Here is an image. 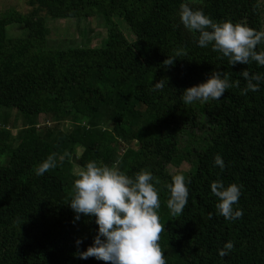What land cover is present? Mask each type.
<instances>
[{"label":"trees","instance_id":"16d2710c","mask_svg":"<svg viewBox=\"0 0 264 264\" xmlns=\"http://www.w3.org/2000/svg\"><path fill=\"white\" fill-rule=\"evenodd\" d=\"M202 8L214 20L264 27L260 0H29L31 9L0 15V115L16 113L23 125L16 134L0 119V264H111L81 259L78 250L93 243L94 217L75 221L71 208L73 166L89 161L119 167L134 175L148 169L159 183L160 245L167 264H264V83L241 94L242 71L264 73L255 61L231 65L211 44L201 47L180 21V5ZM135 33L131 41L115 17ZM94 18L106 28L98 46L51 41L50 19ZM25 27L11 35L8 26ZM264 45H258V50ZM186 56L164 65L177 49ZM213 70L229 75L232 87L219 100L183 101V91L206 80ZM165 82L163 89L154 83ZM211 123L206 126L202 117ZM41 118L43 121H41ZM68 123L70 131L63 128ZM111 125V126H109ZM208 129V130H207ZM198 144L180 148V135ZM134 143V145H132ZM82 148L81 154L78 148ZM55 153L57 166L44 175L35 167ZM220 153L226 167L214 162ZM188 159L190 195L183 212L167 207V166ZM74 160V161H73ZM242 185L234 221L217 213L211 182ZM77 238L83 243L77 245ZM235 248L219 254L225 242Z\"/></svg>","mask_w":264,"mask_h":264},{"label":"clouds","instance_id":"9594fccd","mask_svg":"<svg viewBox=\"0 0 264 264\" xmlns=\"http://www.w3.org/2000/svg\"><path fill=\"white\" fill-rule=\"evenodd\" d=\"M179 17L186 29L193 33L201 47L209 44L226 56L231 65L237 62L250 64L255 61L264 67V27L254 28L246 23L232 20L217 21L202 8H193L190 3L180 5ZM186 56L184 49H177L175 55L168 57L164 65H174L177 57ZM246 86L241 94L260 90L264 83V73H252L247 68L242 71ZM240 88V81L235 83L229 75L220 70H213L209 77L187 87L182 95L186 104L219 100L226 90ZM165 82L161 79L154 83L155 89H163ZM214 162L221 169L226 162L217 153ZM55 153H51L35 167L37 175H44L49 169L57 166ZM72 199L68 202L75 212V221L81 216L94 217L98 230L93 243L86 250H78L81 259L95 257L97 260L111 264H167L164 250L159 241L165 228L161 223L159 209L160 193L156 187L153 173L141 169L134 175L123 171L118 163L112 165L89 161L86 166L74 171ZM191 183L190 177L183 173L172 176L168 184L170 197L167 207L173 216H178L188 203ZM211 191L218 197L217 213L226 220L234 221L243 216V209L237 208L242 195V185L235 182L225 184L222 179L211 182ZM77 245L83 238H77ZM235 248V242L229 240L219 249L221 256H226Z\"/></svg>","mask_w":264,"mask_h":264},{"label":"rangeland","instance_id":"374dc122","mask_svg":"<svg viewBox=\"0 0 264 264\" xmlns=\"http://www.w3.org/2000/svg\"><path fill=\"white\" fill-rule=\"evenodd\" d=\"M262 6L264 7V0H260ZM16 9L20 12H28L31 9L29 4V0H0V15L1 13L10 10ZM116 21L119 23L121 29L124 31L126 36L131 40L136 39L135 33L131 30L129 25L125 22V20L120 17H115ZM48 25L51 29L50 38L51 41L54 43H59L65 41L67 45H77V44H86V37L83 36L81 33L82 30L88 28L89 36L91 38V42L89 43L92 46H98L101 44L103 38L106 36V28L103 26H99L96 19L91 18L87 21H83L82 23H77L75 19H50ZM9 32L11 35H21L25 31V27L20 24H13L8 26ZM0 119L6 121V125L11 128L13 134H16L19 129L23 125V117L18 116L16 117V113L9 115L6 119L4 114L0 115ZM2 121L0 124H3ZM41 121L43 119L41 118ZM202 122L204 124L209 125L211 120L204 115L202 117ZM1 126V125H0ZM111 126V125H109ZM63 128L66 131H70L71 127L68 123L63 124ZM208 130V129H207ZM204 131H198L197 136H191L187 134V132H182L180 135V148L183 152L187 147H193L194 145L198 144L202 137V133ZM134 145V143H132ZM82 148H78V153L81 154ZM6 157V154L1 156L0 155V162H2ZM74 161V160H73ZM193 167V161L185 159L180 163H171L167 166L168 171L171 174H177L185 171H189ZM80 166L78 165L77 160L74 161L73 171L79 169Z\"/></svg>","mask_w":264,"mask_h":264}]
</instances>
